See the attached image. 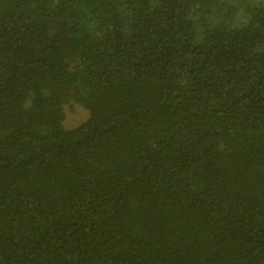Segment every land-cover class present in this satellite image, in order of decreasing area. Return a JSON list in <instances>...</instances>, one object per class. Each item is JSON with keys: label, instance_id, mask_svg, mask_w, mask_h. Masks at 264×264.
Listing matches in <instances>:
<instances>
[{"label": "trees", "instance_id": "trees-1", "mask_svg": "<svg viewBox=\"0 0 264 264\" xmlns=\"http://www.w3.org/2000/svg\"><path fill=\"white\" fill-rule=\"evenodd\" d=\"M0 264H264V0H0Z\"/></svg>", "mask_w": 264, "mask_h": 264}, {"label": "rangeland", "instance_id": "rangeland-1", "mask_svg": "<svg viewBox=\"0 0 264 264\" xmlns=\"http://www.w3.org/2000/svg\"><path fill=\"white\" fill-rule=\"evenodd\" d=\"M88 118V112L72 103L65 108L64 128L73 129L81 125Z\"/></svg>", "mask_w": 264, "mask_h": 264}]
</instances>
